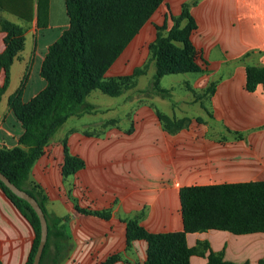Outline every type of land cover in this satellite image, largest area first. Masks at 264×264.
Instances as JSON below:
<instances>
[{
    "label": "crops",
    "instance_id": "obj_1",
    "mask_svg": "<svg viewBox=\"0 0 264 264\" xmlns=\"http://www.w3.org/2000/svg\"><path fill=\"white\" fill-rule=\"evenodd\" d=\"M184 3L199 70L178 72L194 74L166 85L161 78L168 74L161 76L165 96L130 95L148 86L136 87L137 80L119 95L90 90L87 96L99 90L114 99L69 116L31 165L29 180L44 193L46 210L67 216L71 246L59 264H142L147 242H127V220L149 233L180 231V188L264 182V85L247 79L248 67L264 68V0H161L104 77L148 67L150 43L172 26ZM42 20L39 26L37 0H0V54L3 24L19 28L23 38L0 91V148L22 146L24 129L10 99L18 93L28 102L45 88L42 60L69 26L65 0H48ZM5 76L0 66V88ZM65 148L83 162L67 176ZM33 238L31 223L0 188V264H25ZM185 242L194 249L189 264H207L210 253L233 264L264 258V230L210 228L186 232Z\"/></svg>",
    "mask_w": 264,
    "mask_h": 264
},
{
    "label": "trees",
    "instance_id": "obj_2",
    "mask_svg": "<svg viewBox=\"0 0 264 264\" xmlns=\"http://www.w3.org/2000/svg\"><path fill=\"white\" fill-rule=\"evenodd\" d=\"M161 0H65L69 26L52 42L44 55L40 75L46 86L28 102H21L18 93L10 105L22 123V146L0 148V171L18 188L33 196L40 205L47 223V238L39 264H59L71 246L64 227L67 216H57L46 210V197L39 185L29 180V172L42 147L56 135L71 115L92 113L97 106L86 101L92 89L108 95H119L135 85L138 75L146 71L147 63L136 67L129 75L104 77L106 69L117 58L141 25ZM48 0H37L38 25L44 26ZM182 21L184 24L182 25ZM194 22L187 12V3L172 26L163 33L161 28L149 49L155 72L146 89L139 95H167L158 85L164 74L198 71L195 50L189 40ZM7 31L5 49L0 54V66L8 82L9 66L21 48L19 28L3 24ZM175 42H178L177 45ZM247 79L262 81L264 68L250 66ZM169 123L168 119H165ZM83 162L66 151L62 174L74 172ZM0 188L29 220L34 238L25 264H31L39 241V220L23 198L0 181ZM183 229L175 232L149 233L134 218L126 221L127 242L143 238L147 242V257L142 264H189L194 251L185 242V233L206 229H222L234 234L264 230V182L220 185L185 186L179 190ZM207 264H233L210 253ZM264 264V258L260 260Z\"/></svg>",
    "mask_w": 264,
    "mask_h": 264
},
{
    "label": "water",
    "instance_id": "obj_3",
    "mask_svg": "<svg viewBox=\"0 0 264 264\" xmlns=\"http://www.w3.org/2000/svg\"><path fill=\"white\" fill-rule=\"evenodd\" d=\"M0 181L7 188H9L11 190V192H13L17 196H19V197L23 198L24 200H26L29 203V205L32 207V209L34 210V212L36 213V215L38 217L40 235H39V241H38V244H37V248H36V251L34 253L33 260H32L31 264H39L40 256H41V253H42V249L44 247V244H45V241H46V238H47V223H46L45 215H44L40 205L38 204L37 200L33 196H31L29 193L24 191L23 189L18 188L1 171H0Z\"/></svg>",
    "mask_w": 264,
    "mask_h": 264
},
{
    "label": "rangeland",
    "instance_id": "obj_4",
    "mask_svg": "<svg viewBox=\"0 0 264 264\" xmlns=\"http://www.w3.org/2000/svg\"><path fill=\"white\" fill-rule=\"evenodd\" d=\"M147 68H148L147 71H145L143 74H140V75H138L136 77V79H135V80H137V86L136 87H138V88H141L142 87L143 88V87H145V86H147L149 84V81H150L152 75L155 72V63H154V60L151 57H150V62H149V65H148ZM193 74L194 73L168 74V75L163 76L161 78V83H162V85H166L169 82H171L174 78H180V77H184V75H193ZM133 89L134 90H131V91H133V93L130 92L129 93L130 95H133V94L139 95L140 94L139 93V90L136 91L135 88H133ZM119 97H121V96H119ZM110 99H114V97H110V96H108L106 94H103L99 90H93L86 97V101H88L90 103H101V104L102 103H110V102H107ZM57 133H58V131H57Z\"/></svg>",
    "mask_w": 264,
    "mask_h": 264
}]
</instances>
